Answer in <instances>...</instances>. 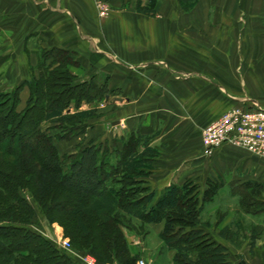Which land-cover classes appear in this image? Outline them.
I'll return each instance as SVG.
<instances>
[{
    "label": "crops",
    "instance_id": "0c3cea01",
    "mask_svg": "<svg viewBox=\"0 0 264 264\" xmlns=\"http://www.w3.org/2000/svg\"><path fill=\"white\" fill-rule=\"evenodd\" d=\"M105 1L110 12L99 16L96 0H0V77H22L3 89L37 76L44 50L71 52L72 73L106 78L108 92L80 109L101 102L113 113L88 119L69 140L55 139L58 150L69 154L77 146L114 141L120 146L121 138L141 135L157 150L146 177L156 198L185 179L205 187L217 179L227 202L245 194L238 210L246 225L241 245L226 232L221 238L198 226L224 247V264H264V157L227 144L212 156L201 154L204 126L232 106H264V0H197L190 11L179 0ZM28 95L24 84L18 109ZM217 198L204 204L209 214ZM230 206L224 219L232 220ZM129 235L130 245L141 246L129 245L138 259L172 264V249L155 246V256L147 252V236Z\"/></svg>",
    "mask_w": 264,
    "mask_h": 264
},
{
    "label": "trees",
    "instance_id": "16d2710c",
    "mask_svg": "<svg viewBox=\"0 0 264 264\" xmlns=\"http://www.w3.org/2000/svg\"><path fill=\"white\" fill-rule=\"evenodd\" d=\"M75 63L71 52L44 50L37 76L0 90V264H83L27 227L34 208L22 192L25 187L50 222L73 221L74 231L89 237L88 251L101 263L136 264L138 254L130 251L124 229L137 233L145 223L163 221L161 236L175 249V263L224 264V247L197 224L203 204L221 182L208 179L202 193L193 180L171 183L156 198L146 181L155 150L135 133L121 138L120 146L89 143L60 154L54 140L82 133L87 120L97 116L96 107L80 109L81 103L108 92L106 78L72 73ZM24 84L29 95L18 109ZM65 202L73 207L64 209ZM88 216L97 217L92 227Z\"/></svg>",
    "mask_w": 264,
    "mask_h": 264
},
{
    "label": "rangeland",
    "instance_id": "374dc122",
    "mask_svg": "<svg viewBox=\"0 0 264 264\" xmlns=\"http://www.w3.org/2000/svg\"><path fill=\"white\" fill-rule=\"evenodd\" d=\"M196 2H197V0H194V2L192 4L182 5L183 10L184 11H190L193 8V6L196 4ZM21 79H22V77H16V78L15 77H0V90H4L3 88L15 85ZM13 87H11V88H13ZM7 89H9V88H7ZM99 105L100 106L97 107L95 115H97V116L98 115H104V114L105 115H111L113 113V111L110 107L104 108L103 103L101 104V102L99 103ZM71 109L74 110L73 108H71ZM145 143H147V145H148V140L145 141ZM151 148L153 150H155L154 156H152L153 157L152 163H153V161L157 155V150L154 147H151ZM59 151H60L61 155L65 154V153H63L62 150H59ZM188 180H191V179H185V181H188ZM214 180L217 181V179H214ZM183 182L177 183V184H182ZM193 182H195V181L193 180ZM217 182H219V181H217ZM198 185H199L200 193H202V190H204L205 186H204V184L203 185L198 184ZM206 185H207V182H206ZM22 192L25 194L26 198L29 200V202L33 205V208H34L32 215L26 221L28 228H31L36 232H40L46 239L52 241L53 244H55V246H57V248H59L61 250H65L64 247L68 248V250L73 252V254L79 260H81V258L86 259V260H92L93 259L96 264H117L114 261H112V262L110 261V262H106V263L99 262L88 251V249H89L88 245H89V240H90L89 237H86L81 233H78V235H77V233L74 231L75 226H74L73 221H71V220L69 221L66 219V220H63V224L58 223L56 221L50 222L48 217L45 215L44 209L40 207L39 202L36 200H33L31 198V196H29L31 193L29 191V189L25 187ZM161 192H160V194H161ZM214 196L218 197L216 199V202H214L215 204L218 203V206L217 207L214 206L213 211L209 214L207 212V210H205V207H204V204L206 203L205 202L202 206V210L204 208V214L200 212L199 220H198L197 224L198 225H204L207 228L213 229L214 232L217 233L218 235H220L221 238L224 237L223 235L226 232V235H228V237H229L228 239L231 240V243L233 245H235V246L241 245V243L244 241V237L241 235V230H242V227L245 228L246 225L241 226L242 223L239 220L241 217H240V213L238 210H240V208H243L242 203H243V199H246L245 194L244 193L240 194L238 192L232 197L231 200H229L227 202V201L223 200L224 189H221L219 187ZM229 204H231V206H233V208H232V211H233L232 220L224 219V213L229 211V206H230ZM63 207L66 210H68L69 208L71 209L73 207V203L65 202L63 204ZM87 218L93 219V217H91V216H88ZM95 219H97V217ZM95 219L87 221L91 225V227H92V225H94ZM133 223L135 226L136 225L139 226L141 221L134 219ZM250 225H251V222H249V225L247 227L249 228ZM163 227H164L163 221L145 223L143 228H142V231L137 232L139 235L147 236V240H148L146 243L147 252L148 253L150 252V254L153 253L152 255L156 256V253H157L156 248L157 247L159 248L161 246H165L168 249H172V248H170V246H168L167 241L161 236V231H162ZM225 230H227V231H225ZM124 232H125V236H126L127 241H129L130 237H131L129 235L130 231L127 229H124ZM132 233L135 234L134 232H132ZM99 239L101 240L100 236H99ZM129 245H130V241H129ZM130 246L134 250H137V248L140 250V248H141V246H139V247H137V246L133 247L132 245H130ZM155 246H157V247L155 248ZM65 251H67V250H65ZM172 251H173L172 252V259H171L172 264H177V263H175V253H176L175 249H172ZM192 255H195V253L192 252ZM152 258H153V256H152ZM141 260L142 259H138L137 264H139V261H141ZM143 263L146 264L144 261H143Z\"/></svg>",
    "mask_w": 264,
    "mask_h": 264
},
{
    "label": "built area",
    "instance_id": "2783aa9c",
    "mask_svg": "<svg viewBox=\"0 0 264 264\" xmlns=\"http://www.w3.org/2000/svg\"><path fill=\"white\" fill-rule=\"evenodd\" d=\"M95 9L99 16H106L110 12L109 3L105 0H96ZM226 144L264 157V106L256 102H252L250 107L232 106L202 128L203 156H212L218 148ZM64 249L71 252L66 247ZM81 261L83 264H96L93 259L81 258ZM139 264L144 263L141 260Z\"/></svg>",
    "mask_w": 264,
    "mask_h": 264
}]
</instances>
